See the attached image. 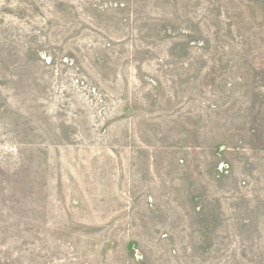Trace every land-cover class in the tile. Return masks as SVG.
Returning a JSON list of instances; mask_svg holds the SVG:
<instances>
[{
	"label": "rangeland",
	"instance_id": "obj_1",
	"mask_svg": "<svg viewBox=\"0 0 264 264\" xmlns=\"http://www.w3.org/2000/svg\"><path fill=\"white\" fill-rule=\"evenodd\" d=\"M0 264H264V0H0Z\"/></svg>",
	"mask_w": 264,
	"mask_h": 264
}]
</instances>
